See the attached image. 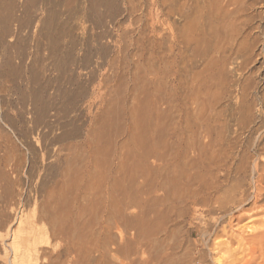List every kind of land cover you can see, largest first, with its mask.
<instances>
[{
	"label": "rangeland",
	"instance_id": "rangeland-1",
	"mask_svg": "<svg viewBox=\"0 0 264 264\" xmlns=\"http://www.w3.org/2000/svg\"><path fill=\"white\" fill-rule=\"evenodd\" d=\"M225 1L0 0V264L32 239L20 218L38 264H65L51 197L91 207L92 228L119 184L163 261L261 264L264 0Z\"/></svg>",
	"mask_w": 264,
	"mask_h": 264
},
{
	"label": "bare ground",
	"instance_id": "bare-ground-1",
	"mask_svg": "<svg viewBox=\"0 0 264 264\" xmlns=\"http://www.w3.org/2000/svg\"><path fill=\"white\" fill-rule=\"evenodd\" d=\"M228 1L227 2L225 1V3H227V5H228ZM231 2L232 1L230 0V3ZM240 2H241V0H240ZM222 3H224V2H222ZM234 3L237 5L238 2L236 3V0H235V2H233V4ZM233 4L231 3V6ZM240 4H242V2ZM236 5H233V6H236ZM240 6H242V5H240ZM212 10H215V9H212ZM262 99L264 100V98H262ZM257 131L258 130L256 129V131L253 132L254 136L258 135L256 133ZM262 134H264V132ZM258 145H260V144L258 143ZM258 145H256V149L254 151L255 153L253 154V156H254V158H253L254 159L253 160L254 161V165H253L254 170L253 171L258 176V178L253 181L254 182L253 198H252V196L250 197L253 199V204L251 206L253 210H255L257 208L259 210H262V208L260 209V207H259V206H261V205H259V203H260L261 199L262 200L264 199L262 197V194H263L262 191L263 190L261 188V187H263L262 181H264V179H263L264 178V163L261 161L260 162L263 164L261 165L259 163L260 157H264V148H262L261 146L259 147V148H262V153H260L259 150H261V149H258ZM120 187H121V185L119 184V187H117V190H113V191L110 190V192L106 193L107 196L105 199V206L102 208V210L100 211V213L96 217V220L94 221L92 228H91L92 223H91V213H90L91 207L78 208V210L76 211L71 206L63 203L62 200H64L65 198H64V196L61 197L60 193H57L51 197V200L48 204V210L53 212V214H52L53 215V225L58 230V235H59L58 238H60L59 241L63 242L66 246L65 247L66 248L65 253H66L67 259L65 260L64 263L65 264H162V263L163 264H176V262H174L175 260L172 258V255L170 253V247H169V249H167L168 251L165 254L164 261H163V257L160 258L158 255L152 254L151 249L154 246L153 236H155V235L153 234V231L149 227L146 228L150 224L149 221L147 222L146 217H148V216H147V214L146 215L142 214L143 213L142 211H141L142 215L139 216L137 214L138 218L136 216L130 217L128 215L127 212L131 208L129 199H131V198L124 195L121 192ZM253 210H252V212H253ZM259 210H258V212H259ZM258 212L256 215H259ZM261 213H263V210L260 212V215H261ZM144 216H145V218H144ZM140 217H142V218L139 219ZM237 217H238V219H240L239 216H237ZM240 217H242V216H240ZM234 219H235V216H234ZM26 220L27 219L20 218V220L18 222V226L20 228L23 225H27V228L30 231L29 238H32V239L27 240V239H23L22 237H20L18 235H14V239H12V240H14L13 243L16 244V240H18L19 243H17V244L26 243V247L24 246L25 252L21 256L15 255L14 254L15 249H14V253L12 252L15 255V256L13 255L14 259H11V260L9 259L10 260L9 262H11V264H38L40 259L42 258V256H40V252H39L38 247L36 245V235H37V231H38L37 230L38 229L37 222L38 221H35V223H33V222L26 221ZM148 220H150V219H148ZM232 221H234V220L232 219ZM241 221L242 220H239V223ZM259 221H261V220H259ZM261 223L262 222H260V225H261ZM50 224H51V222H50ZM230 225L231 224L229 223V226ZM218 228H220V227H218ZM224 228L225 227H223V229ZM229 228H231V227H229ZM51 229H53V228H51ZM241 229H243V228H241ZM248 229L253 232V235L252 234L251 235L249 234L250 236L248 235L250 237V239L251 238L254 239L253 244H256L255 246L258 247L257 243L260 244V242H261L262 247H263L264 246L263 245V243H264V223H263V227L261 228V230H259V229L255 230L252 228H248ZM244 230H242V231H244ZM221 231H222V229H221ZM226 231L227 230H225L224 232H226ZM231 231H232V229L230 230V232ZM163 232L166 233V231H163ZM245 232H247V231L245 230ZM228 233H229V231H228ZM115 234H116V236H115ZM231 234L233 237L234 233H231ZM244 234L241 238L243 240V242H244V237L246 236V235L244 236ZM235 235H237V234H235ZM241 239H238V241ZM250 239L248 241H250ZM228 240H229V238H228ZM234 240H235V238H234ZM234 240H232V242ZM236 240H237V237H236ZM247 240L244 243H246ZM251 241H252V239H251ZM230 242H228L227 244L228 245L231 244ZM234 242H236V241H234ZM234 242H233V244H234ZM13 243H12V247H13ZM247 243H249V242H247ZM21 244L19 245V247L21 246ZM213 244H214V242H213ZM221 244H219V245L215 244L214 247L216 246V248H214L212 246L214 248V250L213 249L212 250L217 251L218 253L222 254L221 252H223L224 247H225L224 250L229 249V248H226V245H224L225 242L222 244V245H224V247L221 246ZM233 244H231L228 247H231ZM236 244L240 245L241 242H238ZM246 244H243V245L245 246ZM248 245L250 247L246 245L247 248H250V249L253 248L252 253H250L251 252L250 251L249 255L253 254L256 247L254 248V247H252L253 245L252 246L250 244H248ZM241 247L243 248V246H241ZM262 247H258L260 249L257 248L255 250L256 253H258L257 252L258 250H261V251H259L260 255H261L262 249L264 248V247L263 248ZM14 248H16V247H14ZM221 248H223L222 251H221ZM231 249H229L230 253H231V251H232V253H235L233 251V249L232 250ZM243 249H245V248H243ZM229 250H226L224 252L229 253L228 252ZM16 251H17V249H16ZM146 251L148 252V254ZM246 251H241V254H243L242 252L245 253ZM141 252H142L143 256H140ZM237 252H239V250ZM256 253H254V254H256ZM146 254L148 256H146ZM214 254H216V253H214ZM238 254H237V257L236 256L233 257V254L228 255V257L231 256L232 258H234V260H230L233 262V264L235 263L234 261L236 260V258L240 257V255H241V254H239V256H238ZM254 254H253V256H255V257H256V255H258V254H256V255H254ZM217 255L215 258L213 257V259H216ZM242 256H245V254ZM251 256H250V258L252 259L253 256L252 257ZM218 257H219V255H218ZM221 257L223 260H225L224 258L226 257V255L224 256V254H223ZM221 257H219L217 260H215L216 262H214V261L213 262L216 264H224V263L227 264L226 262L228 261V259H227L228 257L226 258L227 260H225V262H223ZM255 257H254V259H255ZM243 258L245 260V257H243ZM113 260H116V262L114 263ZM256 260L258 261L257 258H256ZM260 260H262V259H259V261ZM241 261H243V260H241ZM262 261H264V260H262ZM262 261H260L261 264H262ZM232 262H228V264H230ZM237 262H238V259H237ZM237 262L235 264H237ZM245 262L246 261H244L243 263H245ZM50 264H52V262Z\"/></svg>",
	"mask_w": 264,
	"mask_h": 264
}]
</instances>
